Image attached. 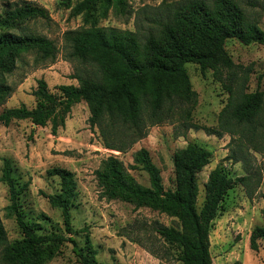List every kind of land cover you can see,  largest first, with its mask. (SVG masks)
I'll use <instances>...</instances> for the list:
<instances>
[{"label": "trees", "instance_id": "obj_1", "mask_svg": "<svg viewBox=\"0 0 264 264\" xmlns=\"http://www.w3.org/2000/svg\"><path fill=\"white\" fill-rule=\"evenodd\" d=\"M59 5L69 10L72 17L80 16L84 24L64 35L71 49L70 57L92 63L96 72L87 76L72 75L70 78L76 79L78 85H60L56 92L48 89L45 80H37L32 92L34 107L5 109L0 113V124L8 126L12 122L28 121L41 128L49 126L51 135L56 136L72 107L85 102L90 114L89 127L97 129L105 149L120 153H126L144 139L151 127L174 122H181L185 127L182 121L190 120L197 104L186 64L197 65L202 75L213 70L215 76L221 77V69L230 70L233 66L225 50L227 41L236 40L243 46L264 45V32L247 19L233 0L179 2L158 30L148 33L143 40L131 31L99 25L111 7L124 12L126 0H59ZM36 18L48 19L47 12L25 2L0 14V76L10 74L23 53L35 52L50 61L55 58L52 41L29 34L23 27ZM11 92L10 87L0 85V105ZM261 108L259 91L244 93L236 100L230 96L219 115L217 128L208 130L218 136L236 137L229 156L233 162L246 164L247 150L251 148L264 153V121L258 120ZM211 158L210 150L194 142L177 149L172 161L174 188L169 190L164 189L160 170L144 148L134 153L131 167L147 175L148 186L139 184L113 155L101 161L94 175L105 200L147 207L178 221L176 227L158 222L152 227L160 239L178 251V261L212 264L209 252L212 221L227 192L236 184L245 186L250 176L233 178L226 167L217 165L204 184V200L198 208L197 176ZM17 172L9 158L2 160L0 182L7 187L9 201L5 210L14 217L22 236L9 243L0 219L1 261L44 264L64 243L70 242L80 264H99L97 251L88 236L82 246L73 238L78 233L71 223V210L78 194L74 174L63 168L47 171L59 180L58 191L45 196L49 205L60 211L64 233H59L46 231L41 223L46 219L44 215L36 219L25 211L23 196L30 182H21ZM262 218V225L250 233L253 250L264 240V208ZM150 252L159 258L158 250Z\"/></svg>", "mask_w": 264, "mask_h": 264}, {"label": "rangeland", "instance_id": "obj_2", "mask_svg": "<svg viewBox=\"0 0 264 264\" xmlns=\"http://www.w3.org/2000/svg\"><path fill=\"white\" fill-rule=\"evenodd\" d=\"M182 1L126 0L124 12L111 7L107 16L100 19L99 25L131 31L143 40L148 33L156 32L159 24ZM233 1L244 11L247 19L264 32V0ZM24 2L47 12L48 19H32L23 27L29 34L52 41L56 56L50 61L42 59L35 52L23 53L13 71L0 76V85L12 90L0 105V113L22 105L34 107L32 92L39 79L45 80L48 89L56 92L60 85H78L77 80L70 76H87L96 72L92 63L70 57L71 49L64 39L66 32L84 26L80 16L72 17L69 10L59 5V0H0V14L9 8L20 7ZM225 50L233 66L230 70L221 69V77L215 76L213 70H207L202 75L197 65L186 64L197 104L190 120L182 121L185 127L181 122L151 127L144 139L126 153H120L103 147L97 129L89 127L88 107L81 102L72 107L64 127L59 128L56 136L51 135L49 126L41 128L28 121L12 122L8 126L0 124V176L2 160L9 158L17 168L21 182H30L23 196L25 211L36 219L38 215H44L46 219L41 223L47 232L64 233L60 211L52 208L45 197L58 191L59 180L49 176L47 171L63 168L72 172L78 192L71 210V223L78 232L73 238L82 246L85 236H88L97 251L99 264H182L178 261V251L152 230L155 222L176 227L178 221L147 207L136 208L130 203L105 200L100 194L94 172L103 159L113 155L123 162L139 184L148 186L147 175L131 167L134 153L144 148L160 170L164 189H173L174 152L190 142L197 143L212 152L210 163L197 176L198 208L204 200V184L210 171L217 165L226 167L233 178L250 176L245 186L236 184L227 192L212 221L209 231L212 264H263L264 240H260L258 248L253 250L249 237L252 230L263 222L264 153L251 148L247 150L246 164L233 162L229 156L236 137L232 138L229 134L218 136L208 130L217 128L219 115L230 96L236 100L242 94L254 91L262 94L258 120L264 121V45L243 46L236 40H229ZM188 125L197 128H189ZM8 204L7 187L0 182V219L8 242L13 243L22 234L14 217L5 210ZM72 248V243H64L56 255L44 264H80ZM156 249L159 258L150 252ZM0 264H4L1 259Z\"/></svg>", "mask_w": 264, "mask_h": 264}]
</instances>
